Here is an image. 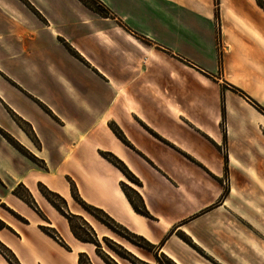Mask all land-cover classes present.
I'll return each instance as SVG.
<instances>
[{
  "label": "crops",
  "instance_id": "crops-1",
  "mask_svg": "<svg viewBox=\"0 0 264 264\" xmlns=\"http://www.w3.org/2000/svg\"><path fill=\"white\" fill-rule=\"evenodd\" d=\"M99 1L110 17L80 0H0V246L14 264L91 257L41 192L69 201L47 181L59 171L174 264H264V114L250 103L264 109V9ZM53 224L65 243L43 232Z\"/></svg>",
  "mask_w": 264,
  "mask_h": 264
},
{
  "label": "rangeland",
  "instance_id": "rangeland-1",
  "mask_svg": "<svg viewBox=\"0 0 264 264\" xmlns=\"http://www.w3.org/2000/svg\"><path fill=\"white\" fill-rule=\"evenodd\" d=\"M218 42L222 44L220 31H218ZM22 151L28 154V152H26L25 150ZM73 174L77 177L75 172H73ZM53 175L54 177L50 178L47 181L51 182L54 180L55 183L67 185L70 189V194L72 198L68 196L67 199L69 201H67L62 196L57 194L58 197L55 195L49 196L51 201L55 204V206L59 208V210L66 217L70 215H75L81 217L83 221L87 222L94 233L84 225V222L81 219L73 220L74 227L78 229L79 235L82 238L97 240L99 242L98 246H101L100 249H97L96 244L81 245L79 243V240L78 242L76 238L75 240L71 237L70 243L73 246H84L83 248L91 256H88V258L90 259L92 264H171L170 261L166 260L163 256H160L157 252H155L152 247H149L146 242L140 239L132 238L122 229H114L117 232L114 233L112 230L101 224L97 219L102 220L108 225L110 223L99 213H93L92 215L95 216L97 219L94 218L91 214L85 211L84 208L77 202L75 197L79 191L76 181L73 180L71 177L65 176L63 172H53ZM126 182L128 185L134 187V185L128 180H126ZM45 190L49 191L45 187H41V192L44 191L46 193L47 191ZM52 207L53 209L49 207V210L52 214L51 216L54 223L64 226H67L68 224L69 226L66 217L62 215L53 205ZM56 224H53L54 228L57 227ZM42 230L43 232L64 242L60 230L56 228L51 229V227L49 226L42 227ZM104 238H107L108 242H105ZM108 246H111L112 249H110ZM129 254L134 257L129 256ZM83 261L87 263L86 259H84Z\"/></svg>",
  "mask_w": 264,
  "mask_h": 264
},
{
  "label": "trees",
  "instance_id": "trees-1",
  "mask_svg": "<svg viewBox=\"0 0 264 264\" xmlns=\"http://www.w3.org/2000/svg\"><path fill=\"white\" fill-rule=\"evenodd\" d=\"M84 5H86L89 9H91L93 12H95L96 14H98L99 16L103 17V18H108L110 17V12L109 10L99 1V0H80ZM258 1V4L259 6L264 9V2L262 0H257ZM219 4H218V1L216 2V7L218 8ZM219 14V12H218ZM68 50L74 55V56H77V54L71 49V48H68ZM78 57V56H77ZM234 91L240 93L243 97H246V94H244L242 91L240 90H237L234 88ZM256 109H258L261 113L264 114V109L261 108L257 103H255L254 101L250 102ZM1 132V131H0ZM2 133V132H1ZM119 137H122V135L116 130L115 132ZM3 134V133H2ZM5 136V135H4ZM6 139L16 148L20 149L10 138H8L7 136H5ZM111 163H113L116 167H118L130 180L132 181H135L134 177L131 175V173L116 159H114L113 157L111 156H108L106 157ZM227 171V170H226ZM47 191V190H45ZM123 191L126 195V197L128 198L129 202L131 203V205L133 206L134 210L140 214V215H143V216H146V217H150L145 205H144V202L142 200V198L134 191L132 190L131 188H126V187H123ZM15 195L21 197L23 200L26 201V203H28L31 207H33V204L32 202H30V200L25 197L24 195H22L19 191H15L14 192ZM42 194L48 199V201L62 214L64 215L57 206H55V204L51 201V199L49 198V196H57V194H54L52 192H49L47 191L46 193L44 191H42ZM227 194V190L224 192V195ZM58 197V196H57ZM76 200L77 202L84 208L85 211H87L89 214H93V213H99L101 214L110 224H106L104 223L102 220H99L97 219L95 216H93L94 218H96L101 224H103L104 226H106L107 228H109L110 230H112L114 233H117L114 229H122L123 231H125V233H127L129 236H131L132 238H135V239H140L144 242H146L148 244L149 247H152L153 246L148 243L145 239L139 237V236H136L134 234H132L131 232H129L127 229L123 228L122 226H120L119 224H117L111 217H109L103 210L101 209H98V208H95L93 206H90L88 204H86L79 196V194L77 193L76 194ZM137 202V203H136ZM65 216V215H64ZM66 217V216H65ZM66 219L68 220V223H69V226H70V230L72 232V234L74 235V237L79 240L80 242H83V243H89V244H96V247L97 249H100L101 246H98V241L97 240H90V239H85V238H82L80 235H79V232H78V229H76L74 227V224H73V220L74 219H81V217L79 216H75V215H70V216H67ZM83 221V220H82ZM84 222V225L86 227H88L90 229V231L93 232L92 228L89 226V224L85 221ZM111 225V226H110ZM114 227V228H112ZM94 233V232H93ZM47 234V233H46ZM49 235V234H47ZM50 237H52L53 239L57 240L55 237L49 235ZM104 241L105 242H108V239L107 238H104ZM67 250H69L68 247L64 246ZM110 249L111 246H108ZM99 251V250H98ZM0 252L1 254L6 258V260L10 263V264H14L13 263V255L12 253L6 249L4 246H0ZM129 256L131 257H134L132 255L129 254ZM86 259L87 263L84 262L83 260ZM166 259V258H165ZM168 260V259H166ZM169 261V260H168ZM171 264H174L170 261ZM79 264H92L90 259L88 258V256L86 254H80L79 255Z\"/></svg>",
  "mask_w": 264,
  "mask_h": 264
}]
</instances>
